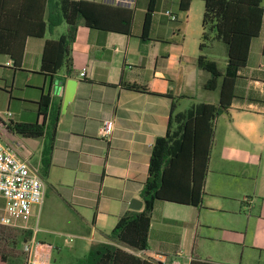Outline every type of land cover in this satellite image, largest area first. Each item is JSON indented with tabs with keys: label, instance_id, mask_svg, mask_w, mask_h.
Listing matches in <instances>:
<instances>
[{
	"label": "crops",
	"instance_id": "1",
	"mask_svg": "<svg viewBox=\"0 0 264 264\" xmlns=\"http://www.w3.org/2000/svg\"><path fill=\"white\" fill-rule=\"evenodd\" d=\"M93 1L110 3L108 0ZM150 6V24L144 33ZM129 8L134 13L131 33L91 27L81 22L73 42L72 71L61 67L50 86L52 103L45 121L50 124L58 113L53 161L68 168L85 162L94 164L95 174L99 176L97 183L101 180L105 186L108 182L110 190L114 191L112 196L105 195V198L114 197V202L100 199L91 235L80 234L85 251L96 242L107 241L122 214L143 208L142 188L148 176L151 149L156 137L167 130L170 95L178 96L179 110L198 101L219 102L222 78L215 88L206 86L211 73L199 65V54L214 60L221 72H225L228 65V47L222 40L205 39L204 46L200 47L204 0H191L187 10L181 8V0H135ZM67 26L64 21L48 28L43 36H29L21 69L14 68L12 58L0 52V68H10L0 73V80L4 82L0 85H4L8 93L7 99L0 102V121L42 120L39 100L42 86L48 83V78L40 71L44 44L47 39L58 38ZM217 53L222 55V61ZM84 68L86 73L81 75ZM238 73L236 96L215 119L201 205L225 211L259 205L256 216L264 220V18L260 34L251 40L247 63ZM121 79L147 85L149 91L127 88L120 84ZM7 109L13 113L6 114ZM107 118L113 119L114 129L111 137L104 140L100 137V127ZM9 132L18 144L47 136V133L33 137ZM95 146L99 152L93 150ZM86 149L93 151L88 160L81 158L85 157ZM17 151L21 155H31L26 148L19 150L17 147ZM134 198L143 201L139 208L131 206ZM168 201H159L154 208L149 248H127L168 264H189L194 258L206 259L194 252L195 241L189 261L183 263L180 259L185 237L162 219L164 205L160 204ZM84 220L89 222L85 216ZM191 233L189 228L188 238L192 237ZM31 238L38 241V252L48 254L53 260L52 245L38 240L34 232ZM254 243L264 248V234ZM15 264H25V258L24 262Z\"/></svg>",
	"mask_w": 264,
	"mask_h": 264
},
{
	"label": "trees",
	"instance_id": "2",
	"mask_svg": "<svg viewBox=\"0 0 264 264\" xmlns=\"http://www.w3.org/2000/svg\"><path fill=\"white\" fill-rule=\"evenodd\" d=\"M204 2L200 47L204 46L205 39L222 40L228 47L225 72H221L217 63L206 55L201 53L198 57L199 65L211 73L206 82L208 88H215L222 78L219 102L198 101L179 110L178 96L170 95L167 130L156 137L151 149L148 176L142 188L143 208L122 214L108 240L94 243L89 252L78 259V264H168L127 247L136 250L149 248L151 221L157 202L169 200L196 206L203 202L215 119L236 96L238 72L247 63L251 40L260 34L264 18L263 0ZM190 4L191 0H181L183 10H187ZM129 7L93 0H0V52L12 58L14 68H22L29 36H43L48 28L64 21L68 24L58 38L47 39L44 44L40 71L48 78V83L42 86L39 100L42 120L0 121V124L25 136L40 137L47 133L52 151L58 113L50 124L45 121L52 103L50 86L61 67L66 66L68 72L72 71V48L79 24L84 22L91 27L131 33L134 13ZM151 8L146 14L144 33L150 24ZM120 84L149 91L147 85L137 82L121 79ZM32 234L33 230L28 229L27 236ZM0 264H9L7 257L0 255ZM189 264L230 263L194 258Z\"/></svg>",
	"mask_w": 264,
	"mask_h": 264
},
{
	"label": "rangeland",
	"instance_id": "3",
	"mask_svg": "<svg viewBox=\"0 0 264 264\" xmlns=\"http://www.w3.org/2000/svg\"><path fill=\"white\" fill-rule=\"evenodd\" d=\"M62 28L64 31V26ZM217 54L222 61V55ZM9 69L8 66H3L0 73ZM1 83L4 82L0 80ZM0 86V102H4L8 93L4 85ZM1 126L3 125L0 124ZM2 129L8 139H14L10 135V129ZM15 143L19 150H29L32 161L46 180V193L40 210L35 209L30 217H18L13 224L0 221V255L7 257L9 263L24 262L26 252L23 245L31 238L27 235L28 229H32L38 240L52 245L55 262L78 264V259L89 252L85 251L80 234L91 235L100 199L114 202V197L105 198V195L112 196L114 191L110 190L108 182L105 186H102L101 180L97 183L99 176L95 174L97 168L94 164L85 162L68 168L53 161L48 136L33 138L27 144ZM93 150L99 152L98 146ZM90 152L93 151L86 149L85 157L81 158L90 159ZM4 203V198L0 196V217L4 212ZM160 205H164L162 219L165 223L185 237L183 252L179 255L183 263L189 261L192 242L195 241L194 252L202 258L232 264H264V248L254 245V242L259 241L260 235L264 234V220L256 216L260 210L259 205L238 211L170 201L161 202ZM84 216L89 218V222H85ZM189 228L192 231L191 238H188Z\"/></svg>",
	"mask_w": 264,
	"mask_h": 264
},
{
	"label": "built area",
	"instance_id": "4",
	"mask_svg": "<svg viewBox=\"0 0 264 264\" xmlns=\"http://www.w3.org/2000/svg\"><path fill=\"white\" fill-rule=\"evenodd\" d=\"M108 1L129 6L135 3V0ZM166 12L173 19L177 18L169 10ZM85 73L86 68L80 72L81 75ZM5 113L11 115L13 112L7 109ZM2 127L6 128V126L0 127V196L4 198L5 203L0 221L4 224H13L18 217H30L35 208L40 210L46 193V180L31 156L18 153L15 141L7 138ZM113 129V119H104L100 127V135L109 139ZM38 244V241L32 238L24 242L25 264H56L48 254L38 252Z\"/></svg>",
	"mask_w": 264,
	"mask_h": 264
},
{
	"label": "water",
	"instance_id": "5",
	"mask_svg": "<svg viewBox=\"0 0 264 264\" xmlns=\"http://www.w3.org/2000/svg\"><path fill=\"white\" fill-rule=\"evenodd\" d=\"M143 201L139 200V199H132L131 200V206L134 208H139L142 205Z\"/></svg>",
	"mask_w": 264,
	"mask_h": 264
}]
</instances>
